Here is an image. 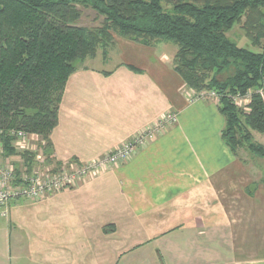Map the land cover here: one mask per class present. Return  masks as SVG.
Instances as JSON below:
<instances>
[{
  "label": "crops",
  "instance_id": "1",
  "mask_svg": "<svg viewBox=\"0 0 264 264\" xmlns=\"http://www.w3.org/2000/svg\"><path fill=\"white\" fill-rule=\"evenodd\" d=\"M115 43L119 54L109 52L106 66L86 60L69 77L51 134L55 161L100 160L161 115L174 112L177 122L78 186L9 204L26 233L24 260L120 264L136 255L129 264H160L158 255H169L168 264H264V182L222 138L218 104L198 98L174 69V45L119 35ZM225 239L228 258L212 250L209 259L210 242Z\"/></svg>",
  "mask_w": 264,
  "mask_h": 264
},
{
  "label": "trees",
  "instance_id": "2",
  "mask_svg": "<svg viewBox=\"0 0 264 264\" xmlns=\"http://www.w3.org/2000/svg\"><path fill=\"white\" fill-rule=\"evenodd\" d=\"M81 7L96 11L101 24L81 25ZM237 24L256 49L228 36ZM115 35L146 45H176L173 66L187 86L219 95L225 143L236 153L244 141L253 154L264 156V146L253 142L251 133L264 132V101L254 92L246 111L230 99L231 93L263 86L264 0H0V128L6 157L19 154L30 168L35 153L18 151L16 137L8 134L25 130L42 137L49 163L61 164L53 157L51 134L66 84L78 61L95 58L99 49L107 58Z\"/></svg>",
  "mask_w": 264,
  "mask_h": 264
},
{
  "label": "built area",
  "instance_id": "3",
  "mask_svg": "<svg viewBox=\"0 0 264 264\" xmlns=\"http://www.w3.org/2000/svg\"><path fill=\"white\" fill-rule=\"evenodd\" d=\"M254 92L258 93L264 101V83L259 89L231 93L230 99L239 107H245L250 104ZM196 95L205 101H212L217 104L220 101L218 93L214 90L203 89ZM176 122L177 115L174 112L161 115L154 124L141 130L122 146L108 151L100 161L94 160L85 164H77L71 161L60 165L49 163L44 151V143L37 134L25 130L10 129L8 134L16 137L14 145L18 151L35 153L30 168L25 165L24 158L19 154L8 157L4 155V143L1 140V135L5 131L0 128V218L9 215L11 200L41 201L70 187L78 186L81 182L97 175L102 169L126 161L139 148L154 140L167 127Z\"/></svg>",
  "mask_w": 264,
  "mask_h": 264
},
{
  "label": "rangeland",
  "instance_id": "4",
  "mask_svg": "<svg viewBox=\"0 0 264 264\" xmlns=\"http://www.w3.org/2000/svg\"><path fill=\"white\" fill-rule=\"evenodd\" d=\"M81 11H82V17L79 20V23L81 25H84L86 27H95V26H98L101 24L102 17H100L97 14V12L94 11L93 9H91V8L86 9V8L81 7ZM228 36L233 41H235L237 44H239L241 46H245L249 49H256V47L252 46L250 40L247 38L241 24H237L230 32H228ZM164 42H166V41H164ZM167 43H169L170 45H174L172 42H167ZM117 46L118 45L115 42L110 46V48L108 49L107 57L109 56V52L114 57H115V54L116 55L119 54L117 52V50H118ZM161 46H163V44ZM173 49L175 50V54L173 55V63H174V57L176 55L178 47L176 45H174ZM259 49L260 48H258V50ZM96 57L95 58H88L86 60L88 61L90 59H95V60H92L89 62L92 65H95L96 63H102L104 66H106L109 63L103 57L101 49L98 50ZM97 59H98V61H97ZM86 60H84V62ZM108 61H111V60H108ZM81 63H83V62H80V61L77 62L78 65ZM233 72H234V70L231 69L230 71L224 72V73L218 75L217 77L220 80H224L229 74H232ZM248 106L249 105H247L245 107L243 106L241 108L248 111L249 110ZM169 127H167L160 134L165 133ZM251 133H252V141L264 146V132H258L255 130H251ZM39 139L41 141H43V143L45 144V142L41 136H39ZM236 149H237V151H236L237 155L239 157H241V159L244 160L245 163L247 164V167H249L253 171V174L255 175V180H256L255 183H257L258 181L264 182V156L259 157V156H256L255 154H253L250 151L247 143L244 141L241 142L239 145H237ZM47 151H49V150L47 149ZM49 153H51V152H49ZM100 160H96V161H100ZM52 164L58 165L56 162H53ZM52 166L55 167V165H52ZM111 167L112 166L107 167L105 171L111 169ZM251 189H252V187H251ZM14 201H17V200H11L9 204H11L13 202L12 205L15 206ZM26 201L30 202V203H35L33 200H30V199H20L17 202L19 204H22ZM9 215H11L10 208H9ZM9 215L7 217L0 218V264H30V263H27L23 258L27 255L26 254V248H27L26 233H25L24 229L22 228V226L20 224H18L19 223L18 221H11L10 220L11 216H9ZM16 215H17V213H16ZM16 219L20 220L21 216H17ZM215 232H216V230H215ZM213 237H214V235H213ZM220 242L222 244L223 240H221V241L213 240L210 242L209 250H208V258L209 259H210L209 255H210V252L212 253V250L217 251L218 253L222 251L225 258H228V256H229L228 242L225 239L224 245L222 247L220 246ZM135 256L136 255H130V256H127V257L125 256V257L121 258L120 264H126V263L129 264V260H131V258H133ZM212 258L214 259L215 256H212ZM158 260L160 261V264H165V263L168 264L169 255L165 256V259L163 261H161V258L158 255ZM131 264H133V263H131ZM136 264H141V263L139 262Z\"/></svg>",
  "mask_w": 264,
  "mask_h": 264
}]
</instances>
